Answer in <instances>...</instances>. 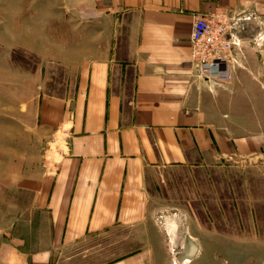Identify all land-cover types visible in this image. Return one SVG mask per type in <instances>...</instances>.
Instances as JSON below:
<instances>
[{
  "label": "crops",
  "instance_id": "1",
  "mask_svg": "<svg viewBox=\"0 0 264 264\" xmlns=\"http://www.w3.org/2000/svg\"><path fill=\"white\" fill-rule=\"evenodd\" d=\"M61 3L89 31L87 53L74 66L71 93L40 99L49 150L45 170L27 184L38 223L0 246V264H76L93 245L127 244V230L146 227L147 171L250 155L264 145L261 135L227 130L218 103L241 46L263 24L264 0ZM219 12L230 23L232 59L202 70L190 58L192 24ZM139 240L97 264H155L154 250Z\"/></svg>",
  "mask_w": 264,
  "mask_h": 264
},
{
  "label": "rangeland",
  "instance_id": "2",
  "mask_svg": "<svg viewBox=\"0 0 264 264\" xmlns=\"http://www.w3.org/2000/svg\"><path fill=\"white\" fill-rule=\"evenodd\" d=\"M71 11L61 0H0V246L38 223L27 184L45 170L49 150L40 99L71 93L90 39ZM235 66L218 100L224 126L264 139V20ZM146 187V227L127 230V244L93 245L76 264L133 250L140 238L155 264H264V145L250 155L154 167Z\"/></svg>",
  "mask_w": 264,
  "mask_h": 264
},
{
  "label": "built area",
  "instance_id": "3",
  "mask_svg": "<svg viewBox=\"0 0 264 264\" xmlns=\"http://www.w3.org/2000/svg\"><path fill=\"white\" fill-rule=\"evenodd\" d=\"M229 20L224 12L199 15L190 32V58L202 70L229 66L232 59V40Z\"/></svg>",
  "mask_w": 264,
  "mask_h": 264
}]
</instances>
